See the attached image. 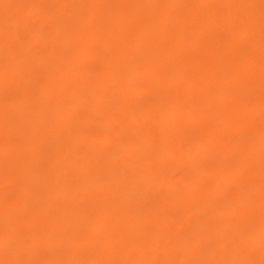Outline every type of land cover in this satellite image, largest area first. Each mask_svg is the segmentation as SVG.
I'll return each instance as SVG.
<instances>
[{
    "label": "bare ground",
    "instance_id": "1",
    "mask_svg": "<svg viewBox=\"0 0 264 264\" xmlns=\"http://www.w3.org/2000/svg\"><path fill=\"white\" fill-rule=\"evenodd\" d=\"M0 264H264V0H0Z\"/></svg>",
    "mask_w": 264,
    "mask_h": 264
}]
</instances>
